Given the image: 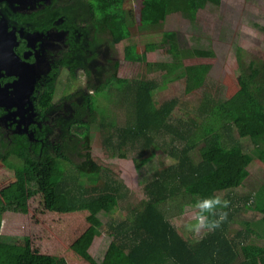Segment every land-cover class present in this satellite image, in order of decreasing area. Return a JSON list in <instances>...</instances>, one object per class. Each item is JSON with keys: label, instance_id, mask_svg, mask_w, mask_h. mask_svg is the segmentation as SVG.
<instances>
[{"label": "trees", "instance_id": "trees-1", "mask_svg": "<svg viewBox=\"0 0 264 264\" xmlns=\"http://www.w3.org/2000/svg\"><path fill=\"white\" fill-rule=\"evenodd\" d=\"M95 1L104 12L109 35L116 38V32L124 28L125 22L120 17L116 1ZM207 1L142 0L139 22L146 28H158L174 14L194 22L197 11L203 9ZM260 30L264 32V27ZM111 46H115L114 41H111ZM161 49L167 51L171 61L147 62L146 53ZM213 56L211 49L198 45L181 47L174 31L165 32L161 43L145 46V53L140 58L133 57L127 48L125 50V58L143 63L146 74H171L183 70L187 95L205 87L211 65H187L185 61ZM117 70L118 63L106 83L101 85L99 93L115 89L114 94L109 93L108 99L115 95L114 101L124 110L125 121L118 126L100 109V126L107 134L105 148L111 156L126 159L128 150H138V155L149 154L158 145L169 150L175 161L158 169L153 179L144 183L146 197L128 211L123 221L107 225L109 243L103 258L98 260L90 253L95 238L103 236L100 215L110 214L117 202L124 199L127 188L109 176L107 179L101 177V169L94 171L89 123L78 116L68 122L58 121L57 126L62 131H72L80 141L72 138L71 145L67 139L56 143L57 156L46 152L40 156L39 147L29 142L1 154L6 161L9 156L19 161L17 177L24 191L27 187L32 196L43 193L50 211L88 212L87 219L91 225L72 244V249L89 264H264V245L252 238L262 237L250 227V222H246L245 230L238 231L233 237L229 233L235 215L239 213L234 205L235 200L240 199L232 194L245 186L251 160L242 142H233L231 137L225 136L233 129L240 138L250 139L264 161V127L255 118L264 108V57L260 61L244 63L241 88L237 94L228 100H218L205 94L195 114L188 112L192 119L186 121L172 119L178 101L160 103L156 100L155 95L162 88L156 75L125 79L119 77ZM53 93L54 88H51L44 98V108L51 104ZM105 118L106 121H102ZM227 140H230V145ZM200 145V159L195 160L194 152ZM29 146L36 152H30ZM68 151H73L81 162L72 164ZM67 163L73 166L70 172L66 170ZM146 164H137L135 168L140 170ZM90 175L93 179L95 177L93 183L100 180L104 183L88 189L86 184ZM211 195L227 197L231 202L225 210L228 218L220 228L209 232L199 242H189L167 218L164 208L171 203H176L178 208L192 206L197 197ZM257 197L258 192H253L252 205L247 198L246 207L264 213V205H256ZM3 211L4 201L0 196V228ZM0 264L69 262L57 254L35 251L31 238L25 237L22 244L0 240Z\"/></svg>", "mask_w": 264, "mask_h": 264}, {"label": "rangeland", "instance_id": "rangeland-1", "mask_svg": "<svg viewBox=\"0 0 264 264\" xmlns=\"http://www.w3.org/2000/svg\"><path fill=\"white\" fill-rule=\"evenodd\" d=\"M115 1L120 17L125 19L122 26L125 30L116 32L114 47L110 46L108 49L104 45L101 49L99 45L97 51L100 52L97 53L95 60L92 59L87 67L77 69L73 77L69 72L63 73L57 84L54 99V102L59 103L71 95L80 96L83 93V106L86 112L81 118L91 125V155L94 171L101 169V177L107 179L109 176L122 187L127 188L124 199L117 202L116 208H112L110 214L100 215L103 222V236L96 237L90 248V253L98 260L103 258L109 243L107 225L123 221L128 211L146 197L143 190L144 183L153 179L158 169L175 161L169 150L158 145H155L149 154L138 155V150H128L126 159L111 156L110 151L105 148L104 138L107 134L100 126V109L118 126L123 125L125 121L124 110L114 101L115 95L113 99L111 98L112 101L108 99L109 93L114 94L115 89L102 90L99 93L101 85L106 83V79L113 73L114 63H118L117 72L121 78L141 79L156 75L158 83L162 86L155 95L156 100L160 103L178 101L172 119L186 121L192 119V115L188 112L195 114L205 94L218 100H228L237 94L241 88L240 78L244 63L260 61L264 57V32L260 30V27H264V0H220V2L208 0L204 8L197 11L194 22H190L180 14H174L158 28H146L140 24L139 12L142 0ZM169 31L178 34L181 47L198 45L214 52L213 57L192 58L185 61L187 65H211L205 87L194 94H186L183 70L171 74L155 72L146 74L143 63L125 58L126 48L133 57L140 58L145 53V46L161 43L164 33ZM146 60L152 63L169 62L171 57L165 49H161L146 53ZM255 118L258 124L264 127V108ZM102 121H106V118ZM61 133L62 135L59 136L60 132L56 129L54 136L59 140L68 139L71 143L72 138L76 142L80 141L79 136H75L72 131ZM225 136L231 137L233 142H242L251 160L250 175L245 186L232 194L240 200H235L234 207L238 208L239 213L235 215V222L229 233L233 237L238 231L245 230L246 222H250V227L262 237L252 238L264 245V213L246 207L247 198H250L249 205H252L253 192H258L256 205H264V161L259 157L260 152L255 149L250 139L240 138L233 129ZM229 141L227 140L230 145ZM200 147L201 145L194 152L195 160L200 159ZM5 151L4 146L0 144V196L4 201L0 240L22 244L25 237H30L33 249L39 253L63 256L69 264H89L72 249V244L91 225L87 219L88 212L63 213L48 210L43 193L32 196L27 187L24 191L17 177L16 168L20 163L13 156L8 161L2 158L1 154ZM68 156L72 164L81 162L73 151H68ZM145 162L147 163L145 167L140 170L135 168L137 164ZM65 166L69 172L73 168L69 163ZM91 176L86 184L88 189L102 185L103 180L95 184L93 183L95 177L93 179ZM164 210L167 218L189 242H199L207 236L208 233L195 235L187 231L185 225L191 220V205L178 208L176 203H171Z\"/></svg>", "mask_w": 264, "mask_h": 264}, {"label": "flooded vegetation", "instance_id": "flooded-vegetation-1", "mask_svg": "<svg viewBox=\"0 0 264 264\" xmlns=\"http://www.w3.org/2000/svg\"><path fill=\"white\" fill-rule=\"evenodd\" d=\"M103 13L95 0H0V144L6 151L29 142L40 156H57L56 143L66 140L54 136L56 129L62 135L58 121L86 112L83 93L54 102L57 84L63 73L73 77L95 60L99 45L110 49L114 39Z\"/></svg>", "mask_w": 264, "mask_h": 264}, {"label": "clouds", "instance_id": "clouds-1", "mask_svg": "<svg viewBox=\"0 0 264 264\" xmlns=\"http://www.w3.org/2000/svg\"><path fill=\"white\" fill-rule=\"evenodd\" d=\"M230 201L219 195L197 197L191 206V220L185 225L187 231L199 235L220 228L228 218Z\"/></svg>", "mask_w": 264, "mask_h": 264}, {"label": "water", "instance_id": "water-1", "mask_svg": "<svg viewBox=\"0 0 264 264\" xmlns=\"http://www.w3.org/2000/svg\"><path fill=\"white\" fill-rule=\"evenodd\" d=\"M31 86H32V85H29V86H28V89H27V95L29 94V91H30ZM1 91H2V87H1V85H0V95H1Z\"/></svg>", "mask_w": 264, "mask_h": 264}]
</instances>
